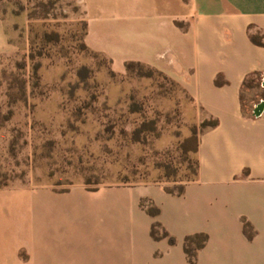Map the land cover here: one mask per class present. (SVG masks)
I'll return each instance as SVG.
<instances>
[{
	"label": "crops",
	"instance_id": "1",
	"mask_svg": "<svg viewBox=\"0 0 264 264\" xmlns=\"http://www.w3.org/2000/svg\"><path fill=\"white\" fill-rule=\"evenodd\" d=\"M82 3L91 50L163 73L188 110L219 124L200 133L199 173L182 195L160 182L0 188V264H264V43L251 38L264 41V0ZM15 50L0 13V54ZM252 76L260 83L244 92ZM155 222L174 244L152 236ZM201 232L208 241L191 263L185 238Z\"/></svg>",
	"mask_w": 264,
	"mask_h": 264
},
{
	"label": "rangeland",
	"instance_id": "2",
	"mask_svg": "<svg viewBox=\"0 0 264 264\" xmlns=\"http://www.w3.org/2000/svg\"><path fill=\"white\" fill-rule=\"evenodd\" d=\"M0 13L16 45L0 54V188L195 178L211 118L154 69L91 50L82 0H0Z\"/></svg>",
	"mask_w": 264,
	"mask_h": 264
},
{
	"label": "trees",
	"instance_id": "3",
	"mask_svg": "<svg viewBox=\"0 0 264 264\" xmlns=\"http://www.w3.org/2000/svg\"><path fill=\"white\" fill-rule=\"evenodd\" d=\"M251 38H252V40L255 43H258V44H263L264 43V41L261 39V37H259L256 34H252L251 35ZM263 38H264V35H263ZM110 61L112 63V60L111 59H110ZM135 64L145 65V64H143V63H141L139 61H128L126 63V68L127 69H130L131 66L132 65H135ZM156 72H158V71H156ZM158 73H161V72H158ZM161 74L164 75L163 73H161ZM166 78H168V77H166ZM216 82L219 84V83H222V80L220 78H218ZM259 83L260 82L258 81V79H257L256 76H252V77L246 78V80L243 83V90H244V92H245V90L247 88L255 87L256 85H259ZM242 97H243V100H244V95H242ZM243 103H244V106H245V101ZM218 124H219V120L217 118H211V123H209L207 125H204V127H206V128L215 127ZM198 145H199V139H198ZM197 152H198V146H197L196 153ZM197 163L198 164H197V170H196V173H195V178L197 177V175L199 173V160H198V157H197ZM92 182H94L96 185L95 186H89V184H91ZM86 184L88 185L87 187H88L89 190H96V189H98V188L101 187V185H100L101 184V181L99 179H96L95 181H92V179L89 178L88 181H86ZM185 186H186V184H184L183 186H181L177 191H171V190H169L167 188H166V190L168 192H170V193L182 195L184 193ZM141 204H142V206L144 208H146V210L151 215H154V216L155 215H158L160 213V211H161L160 208L158 206L154 205V204H150L149 205V204H146L145 201H142ZM244 228H245L246 233L249 236H252V232H253L252 226L246 220L244 221ZM151 234L156 239H159V238H162V237H168V239H169V241H170L171 244H174L176 242V238L174 236L170 235L168 233V231L165 230L159 222H155L152 225ZM207 241H208V234L207 233H203V232L196 233V234H193V235H189V236H187L185 238L184 249H185V252H186V254L188 256V259H189V261L191 263L196 262L198 251L200 249H202L206 245Z\"/></svg>",
	"mask_w": 264,
	"mask_h": 264
},
{
	"label": "water",
	"instance_id": "4",
	"mask_svg": "<svg viewBox=\"0 0 264 264\" xmlns=\"http://www.w3.org/2000/svg\"><path fill=\"white\" fill-rule=\"evenodd\" d=\"M261 107H262V104L255 110V113L256 114H259L260 113L259 111H260Z\"/></svg>",
	"mask_w": 264,
	"mask_h": 264
}]
</instances>
